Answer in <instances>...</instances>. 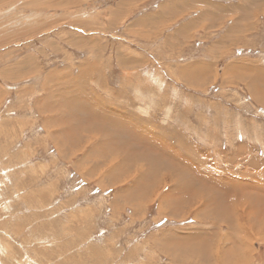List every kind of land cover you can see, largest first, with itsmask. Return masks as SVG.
<instances>
[{"label":"rangeland","instance_id":"1","mask_svg":"<svg viewBox=\"0 0 264 264\" xmlns=\"http://www.w3.org/2000/svg\"><path fill=\"white\" fill-rule=\"evenodd\" d=\"M211 1L0 0V264H264V0Z\"/></svg>","mask_w":264,"mask_h":264},{"label":"crops","instance_id":"2","mask_svg":"<svg viewBox=\"0 0 264 264\" xmlns=\"http://www.w3.org/2000/svg\"><path fill=\"white\" fill-rule=\"evenodd\" d=\"M5 1V0H4ZM69 5H72L74 1H77L78 4L81 5L85 0H63ZM96 1V0H95ZM153 0H115L114 4H112L109 8L111 12L117 16H135V19L126 24L128 27V32L132 34H139L143 30H155L152 29L155 27V19L160 15L164 14L163 10L165 7L171 3L176 4L177 0H173L171 2H166L165 0H154V5L152 8L143 10L140 13L136 14V12L143 8L144 4L147 2H151ZM157 1V2H155ZM209 11L214 9V3L209 0ZM245 1V0H243ZM253 6L255 8H261V0H253ZM199 2H203V0H199ZM208 4V3H207ZM257 14H261L260 11H256ZM175 21H171L169 24L174 23ZM140 30V31H139ZM152 33L150 34V36ZM258 64V63H256ZM252 76L254 79L258 77L264 79V67H258V71L252 69Z\"/></svg>","mask_w":264,"mask_h":264},{"label":"bare ground","instance_id":"3","mask_svg":"<svg viewBox=\"0 0 264 264\" xmlns=\"http://www.w3.org/2000/svg\"><path fill=\"white\" fill-rule=\"evenodd\" d=\"M129 147H130V146H129ZM149 151H150V150H149ZM149 151H148V152H149ZM152 158H153V156H152ZM149 177H150V176H149ZM213 189L215 190V188H213ZM218 190H219V189H218ZM220 190H221V188H220ZM220 190H219L218 192H220ZM228 191H229V190H228ZM228 191H226V193H228ZM203 192H204V191H203ZM191 193L193 194L192 191H191ZM191 193H188V195H189V194L192 195ZM199 193H200V192H199ZM212 193H213V192H212ZM216 193H217V192H216ZM231 193H232V192H231ZM231 193H230V194H231ZM196 194H197V193H196ZM207 194H208V191H207ZM213 194H214V193H213ZM223 194H224V192H223ZM230 194H228V195H230ZM190 195H189V196H190ZM225 195H227V194H225ZM233 195H234V194H233ZM186 196H187V195H186ZM208 196H209V194H208ZM210 196H211V195H210ZM215 196H216V195H215ZM215 196H214V197H215ZM192 197H193V196H191V199H192ZM195 197H196V196H195ZM211 197H212V196H211ZM223 197H224V196H223ZM225 197H226V196H225ZM188 198H189V197H188ZM217 198H218V196H217ZM185 199H186V198H185ZM215 199H216V197H215ZM224 199H225V198L222 199L221 196H220V199H218L217 201H219V200H224ZM181 200H182V199H181ZM190 201H192V200H190ZM215 201H216V200H215ZM227 201H228V200H227ZM224 202H225V201H224ZM188 203H189V202H188ZM211 204H212V203H211ZM216 204H217V203H216ZM218 204H219V203H218ZM228 204H229V203H228ZM219 205H220V204H219ZM219 208H221V207H219ZM223 209H225V208H223ZM223 209H222V211H221L220 213L223 212ZM213 210H214V209H213ZM226 210H227V208H226ZM229 210H230V209H229ZM258 222H259V221H258Z\"/></svg>","mask_w":264,"mask_h":264}]
</instances>
